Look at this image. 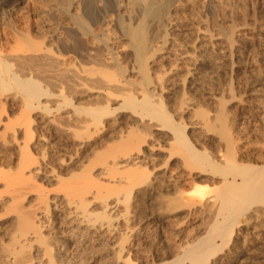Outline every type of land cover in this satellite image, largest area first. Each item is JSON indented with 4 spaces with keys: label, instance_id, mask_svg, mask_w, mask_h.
I'll list each match as a JSON object with an SVG mask.
<instances>
[{
    "label": "rangeland",
    "instance_id": "374dc122",
    "mask_svg": "<svg viewBox=\"0 0 264 264\" xmlns=\"http://www.w3.org/2000/svg\"><path fill=\"white\" fill-rule=\"evenodd\" d=\"M80 1L75 0L77 4H72L70 5L72 7H68V3L70 4V2L67 0H17L14 6L0 8L1 55L3 54L2 56L7 57L10 63H12L13 71H16L20 75L26 74V72L27 75H31L32 73L35 78L38 77L40 81L44 82H49L50 78H46L51 77V75L53 76L55 71L57 73L61 72L60 75L54 74L55 77H51L50 80L54 84L52 87L56 88H52L55 96L50 97L52 101L49 99L50 101L47 104L51 112L47 113L40 109H34L30 113V119L32 120L30 127L33 134L28 139V146L30 151L35 153H33L35 156L33 157L37 162V165H32L30 168L35 169L39 167V170L33 169L35 181H33L34 179L30 180L33 181L31 182L32 184H26L28 187L25 186L24 191H20L21 194L18 197L13 195L15 193H12V190L14 191L13 188L17 187V185L14 183V180L11 183V176L13 175L14 177L22 166L21 164L19 167V163H21L18 160L19 156H21V153L19 155V152H21L19 146L23 144L25 138L23 141L24 128L20 123L26 116L25 113H22L23 109L21 108H23V103L18 93H15L14 90L0 93V248L9 244L11 236L18 234V230L21 228L18 229V227L21 224L19 223L18 226L19 221L17 219L18 213L21 211V213L27 214L37 213L42 206L47 205L46 215L43 216L44 219L42 218L45 227L40 232L47 235V242H53V245L58 246L61 245L63 238L57 232L63 226L60 224L61 212L59 209H53L54 204L63 202L68 196L70 198L76 194L73 198L76 197L78 193H81L83 187H87L90 192L85 197L90 202L92 201L89 207L96 213L100 210V207H98L100 200L98 201V199L102 201L103 197L106 198L105 196H107V199H110L115 196H113L114 192H117L115 194H121L125 191L127 192L130 188L128 191L130 192V195H128L130 196L128 198L129 202H121L117 210L113 212V216H118L117 222L119 226V229L117 228L114 233V238H118V236L120 238V232L126 231L128 242L138 245L140 250L138 252L141 253L133 254L130 257L135 264L170 263L177 254L182 253L189 246H193V244L199 241L207 242L210 240L215 229V225L211 223L210 216L198 205H192L191 207L183 206L174 210L167 209L166 193H164L167 187L165 184L168 180L172 179L173 175L176 176L189 170V167L184 164L185 161L183 163L180 162L181 159H184L185 153L178 145L170 148L167 143L166 145H163L165 144L163 143V147L156 151L158 152L155 160L157 165L155 164L154 168L150 167L153 169V172L149 175H144L142 171V174L135 175L134 171L126 170V174H124L126 176H123V178H127L121 179V184L118 183L119 181H117L118 179H116L115 175L113 176L117 182L113 179V176H107V172H110V170L107 171L106 167L108 169L111 168L108 167L111 161L109 155H113L115 152L119 154V152L123 151L124 153L122 154L127 152L134 154L135 150L132 148L133 146L128 143L135 139L134 137L137 136L135 135L137 133L134 134L133 131L131 133V130L123 128L121 131L125 129V132H123L125 133V138L128 135L130 140L127 139L129 140L127 142L124 138L126 141L123 139L121 141L113 140L112 142L109 136L112 135L116 138L118 132H113L115 130L111 131L107 127V123H110L111 118L106 117L104 122L107 123L100 125L99 130L95 131L90 138L86 137L82 141L79 139L71 141V133H69L70 131L66 127L67 124L69 126V123H67L69 117L67 115H69L68 112L71 111V107L69 105L65 106L62 99L67 95L68 86H66V82H63L65 80H62L64 79L63 74L66 71H64L65 64L61 63L69 61L67 60L66 62L64 60L66 59L64 55L67 53L66 46L64 45L65 42L63 39H55V41L52 38L42 41V45L51 46L54 49L51 53H47L45 50L38 51L35 50L37 47H33L34 44H38L41 41L39 39H42L43 29L47 27V24L45 25L46 18L44 16L41 17L42 12H44L42 11L43 9L53 7L56 10L54 11L55 17L53 16L56 22L54 23L53 20L50 26L53 28L57 27V29L60 28V31L64 34L71 23V20H69L70 15L73 13H76V15L77 13L80 14V6H77L78 4L80 5ZM104 1L101 0L99 2L101 5L99 3L98 5L96 4V8H100V6L105 8L107 5L105 3L109 2L108 0ZM176 1L173 5L174 17L181 21L184 25L183 28L185 27L184 29H186L184 32L186 33L185 36L180 38L182 42H186V48L189 51L186 62L188 64L194 63L195 65L203 63V68L206 71L198 76L196 75V78L186 75L183 81L179 80L172 87H167L168 89L163 88L161 92L166 99L165 101L170 109L173 108L172 110H174L173 113L176 119L181 116L185 122L189 123L190 121L191 125L189 127L187 125L186 127L189 134H193V132H202L200 134H203L204 132V137L202 136V138L211 146L220 142L224 143L220 138L221 122L219 119H214L220 108L224 107L222 110L224 111L225 119L223 121H225V127H228L227 130L231 133V136L238 137L237 141H239L240 147L238 154L241 155L238 161L249 163L250 165L263 163L264 0ZM121 4L118 9L115 8L117 5L111 6L109 4L108 10L112 9V11H108L110 15L107 19L111 18L109 21H112L111 24L104 20L102 22L101 17L98 20L99 23L102 22V27L103 25L107 26L108 23L109 26L111 25L110 27L108 26L109 29L111 28V31H109L111 35H115L113 32L115 25H112L114 24V18L119 13L125 14V8L127 7L125 6V1L124 3L121 1ZM102 7L101 9H103ZM41 18H44V24ZM209 22L214 36L206 48H199L197 50L191 43L195 32L194 28L196 25ZM40 24L41 27H44H42L43 29L39 27ZM219 25H222L231 32L230 45L228 47L225 46L226 49H224L227 52L226 55L225 52H221L222 45L225 44L222 41L223 37L220 33L221 27ZM92 28H95L96 30L94 31H98L97 34L101 36L102 33L101 31L99 32L97 25L94 24ZM39 29L41 30L39 31ZM25 34L28 35V38L25 37ZM97 34L95 32L96 36ZM57 42L59 43L58 46ZM81 42L82 47L78 46L79 50H77L79 51V56L83 53L84 49H87L91 53L93 51L95 53L101 51L99 48L100 43L94 42L91 43L92 45L88 43L89 48H94L89 50L86 40L81 39ZM50 43L53 45H50ZM93 44H96L98 47L95 45L96 48ZM60 45L61 48L64 46L62 50ZM81 48L83 51L80 50ZM55 49L64 52L60 54ZM52 53L54 57L57 56L56 59H53ZM198 55L199 57H196ZM45 60H48V62ZM61 60H64V62ZM50 61L52 62L51 64ZM55 65L56 67H54ZM60 65L62 66L60 67ZM182 69L184 71L186 67ZM29 71L30 73L28 74ZM42 73H46L45 77ZM55 78L57 81H55ZM60 81H62V84ZM45 83L42 82L43 85ZM90 92L88 91V96L92 95V92ZM85 95L84 93L81 97H86ZM41 100L44 102L43 99ZM81 100L79 99L78 101ZM115 101L114 103H117L118 99ZM57 102L61 105L59 109H57ZM222 105L224 106L222 107ZM175 106L176 108H174ZM126 112H118L119 115L117 114L116 116L118 118L117 123L126 119L131 121V119L135 118V116H129L131 115L130 112ZM120 126L122 125L120 124ZM126 130H129L130 132H128L135 136L126 134ZM161 131L166 132L167 130L161 129ZM143 147L145 148V146ZM128 148L130 151H128ZM170 150L173 151V157L175 158L172 162H176L174 165H172L171 161L163 164L161 157L165 156L166 152L169 153ZM108 152L110 154L106 155ZM217 157L219 158V156ZM85 164H88L86 170L93 167L89 171L90 173L82 170V166L85 167ZM105 169L106 174L104 172ZM123 172L125 170L122 171V174ZM87 173L93 179L92 177L89 178ZM187 181L185 186L186 192L191 187L189 180ZM87 189L85 188V191ZM96 191L100 192V195L95 196L98 199L93 198L95 200H91L92 195ZM215 193L212 187H208L207 196L216 195ZM162 194L165 196L163 195L162 197ZM101 195L105 196L99 198ZM220 199L218 195L217 200ZM249 202H244L245 206L243 205L240 209V223L230 235L231 239L229 238V242L227 241L220 251L210 255L209 261L203 264H264V204L261 201ZM14 206L16 209H13ZM25 252H23V255L26 256L27 252ZM185 263L188 264V261Z\"/></svg>",
    "mask_w": 264,
    "mask_h": 264
},
{
    "label": "bare ground",
    "instance_id": "6f19581e",
    "mask_svg": "<svg viewBox=\"0 0 264 264\" xmlns=\"http://www.w3.org/2000/svg\"><path fill=\"white\" fill-rule=\"evenodd\" d=\"M16 1L0 0V8L14 6L16 5ZM67 1L70 2V4L68 3V7H72L70 6L72 4H77L75 0ZM100 1L81 0L80 5H77L78 7L80 6V11L78 9L80 14L77 13L76 15V13H73L70 15V19H68L71 20V23L64 34L60 31V28L57 29V27L53 28L50 26L53 20L54 23L56 22L53 19L55 17L54 11L56 10L52 6V8L47 7V9H43L42 11L44 12H42L41 17L44 16L46 18L45 25L47 24V27L43 29L44 27L42 26V28L40 24L39 27L43 29L44 33L41 32L43 33L42 39H39L41 41L38 44H34L35 46L33 45V47H37L35 50H45L47 53H51L54 49L51 46L42 45V41L52 38L54 40L63 39L65 42L64 45L67 51L65 55L67 57L64 55V58H66L64 60L66 62L69 60V63L67 62L68 65L67 63H61L65 64L64 71H66L63 74L64 79L62 80H65L63 82H66L65 84L68 86L67 95L62 99L65 106L69 105L71 107V111L67 115L69 117L67 119V121L69 120L67 122L69 126L68 124L66 126L67 130L70 131L69 133H71V141L74 139L82 141L86 137L90 138L95 131L99 130L100 125L107 123L104 122L106 117L111 118L110 123H107V127L111 131L115 130L113 132H118L116 138L112 135L109 136L112 142L113 140L121 141L125 138V133H123L125 129L121 131L123 128L131 130V133L132 131L134 134L137 133L135 134L137 136H135L130 134L129 130V132L126 130V134L135 136V139L131 141H129L128 135L125 138L126 140L129 139L127 140V142L129 141L128 144L133 146L131 147L135 150L134 154L130 152L122 154L124 151L119 152V154H116L118 152H115L113 155H109V152L106 154L111 157L108 166L111 168L108 169L106 167L107 171L110 170V172H107V176L115 175L119 184L127 178H123V176H126L124 175L126 174V170L134 171L135 175L142 174L141 171L144 175H149L153 172L151 168L157 165L155 160L158 152L156 151L163 147V145H166V143L170 148L178 145L185 153L184 159H181L180 162L183 163L185 161L184 164L189 167V170L185 172L183 170L184 173H179L176 176L173 175L172 179L168 180L165 184L167 187V189L165 187L166 190L164 191L166 196L162 194V197L164 195L167 199V209L174 210L183 206L191 207L192 205H198L210 216L211 223L215 225V229L211 239L207 242L199 241L193 244V246L184 249L182 253L177 254L170 263L161 262L158 264H187L185 263L186 261H188V264L206 263L209 261L210 255L220 251L222 246H225L227 241L229 242V238L231 239L230 235L240 223L239 211L243 207L244 202L261 201L264 204V162L250 165L249 163L238 161L241 158V155L238 154L240 148L239 141H237L238 137L231 136V133L227 130L228 127H225L226 124L223 121L225 119L224 111L222 110L224 105H222L223 108H220L214 117V119H219L221 122L220 138L224 143L220 142L211 146L207 141L203 140L202 136L204 132L203 134H200L202 132L189 134L186 127L187 125L188 127L191 125L190 121L189 123L185 122L181 116L176 119L173 113L174 110H172L173 108L170 109L165 101L166 99L161 92L163 88L172 87L179 80L183 81L186 75L196 78V75L198 76L206 71L203 68V63L195 65L194 63L188 64L186 62L189 51L186 48V42H182L180 39L182 36H185L186 33L184 32L186 29H184L185 27L183 28L184 25L181 21L174 17L173 5L177 2L176 0H108L109 3H105L108 6L103 5L105 8L102 6L96 8ZM121 1L123 3L125 1V6H127L125 14L119 13L114 18V24L112 25H115V27L114 31H112L115 35H111L109 34V31H111L109 23L111 24L112 21L109 22L111 18L107 19L110 15L108 13L109 4L111 6L117 5V7H113L118 9L122 5ZM77 2L79 3V1ZM99 5L101 4L99 3ZM100 17L102 22L103 20L109 22L107 26L103 25L102 27V22H98ZM41 20L44 24V18H41ZM94 24L99 27L102 37L99 36L100 34H97L98 31H94L96 30L95 28H92ZM220 27V33L223 37L222 41L225 44L222 45L221 52L224 53L226 51L224 50L226 49L225 46L228 47L230 45L231 32L222 25ZM194 31L191 40L192 45L197 50L199 48H206L214 36L210 22L196 25ZM25 37L28 38V35L25 34ZM79 37L86 40L87 43L84 42L86 45L94 42L100 43L99 48L101 51L95 53L91 50L93 54L87 49L83 51L81 48L80 50L83 53L80 51L82 54L80 53L81 55L79 56V51H77L79 50L78 46H81L83 42H81ZM50 45L53 44L50 43ZM56 52L59 53L60 50H56ZM1 53L2 50L0 48V93L8 90H14L15 93H18L22 98V113H25L26 116L20 123L24 128L23 141L25 138L23 144L19 146L21 149V152H19L21 156L18 159L21 162L19 163V167L21 164L22 166L18 169L19 172H16L14 177L12 175V179L10 178L12 180L11 183L14 180V183L17 185V187L13 188L14 191L12 190V193H15L13 195L18 197L24 187H28L26 184H32L31 182L35 181L34 170L39 168H30L32 165H37L34 158L35 153L33 152V154L28 146V139L33 134L30 127L32 123L30 113L34 109H40L47 113L51 112L47 104L51 100L50 97L55 96V94L52 91V88H54L52 85L54 84L50 80L51 77H55L54 74L57 72L55 71L53 76L50 74L51 77L46 78H50V80L49 82L45 81L46 83L40 81L38 77V79L35 78L32 73L30 75V71L28 72L29 75H27V72L20 75L16 71H13L12 63H10L7 57L2 56L3 54L1 55ZM52 55L54 57L53 53ZM196 57H199V55ZM56 58L57 56L53 59ZM48 60L45 61L48 62ZM64 60L61 61L64 62ZM51 61L53 60L51 59ZM51 61L50 64L52 63ZM184 67H186V70L183 71L182 68ZM51 70L53 71L52 68ZM45 74H43L44 77ZM57 74L60 75L61 72ZM55 81H57L56 78ZM42 82L45 84L43 85ZM88 91H91L92 95L88 96ZM84 93L86 97H81ZM79 99L82 100L78 101ZM116 99L118 101L114 103ZM60 107L61 105L58 104L57 109ZM126 111L131 113L129 116H135V118L133 117L134 119H131V121L126 119L117 123L118 118L116 116L118 112ZM120 124L122 126L119 127ZM161 129H166L167 131L162 132ZM125 139L124 141H126ZM173 155L172 150L169 153L166 152V155L161 157L162 163L167 164L169 161L175 160ZM175 162H172V165ZM85 165V167L82 166V170H86L88 164ZM131 167L138 171L133 170ZM91 168L84 172L90 173ZM106 169L104 170L105 174ZM112 169L114 170L113 172ZM124 170L125 172L122 174ZM88 175L89 178L92 177L90 174ZM32 179L34 180L30 181ZM187 180H189L191 187L186 192L185 186L188 182ZM208 187H212L216 195L207 196ZM85 188L87 189V187ZM85 188L83 187L81 193H78L76 197L73 198L76 194L70 198L68 196L63 202L53 205V209H59L61 212L60 224L63 227L57 232L63 238L61 245L55 246L53 242H47V235L40 232L45 227L43 216L46 215L47 205L42 206L37 213L27 214L18 211V226L19 223L22 226L18 227V229L21 227L18 230V234L11 236L9 244L4 247L2 246L3 249L0 248V264H135L130 257L133 254L139 253L138 245L128 242L126 231L120 232L121 236L120 238L118 236L119 239L114 238V233L119 226L117 222L118 216H113V212L117 210L121 202L128 201V198H130L128 196L130 195V192H128L130 188L127 192L123 190L125 192L122 191L123 193L121 194H115L117 192H114L113 196H115L112 198L108 197L110 199H107L105 195H101L99 198H102V196L106 197H103L102 201L95 197L100 195L99 191H96V193L98 192L97 195H95V192V194L91 193L93 194L91 200H95L93 198H97L98 201L100 200V202H97L101 211L99 210L100 212L96 213L89 207L92 201L90 202L85 196L90 190L87 189L85 191ZM34 189L36 188L34 187ZM218 195L221 198L220 200H217ZM10 202L12 201L10 200ZM56 238L58 239V237ZM39 244L43 245L40 246ZM25 251L28 254L26 256L23 255Z\"/></svg>",
    "mask_w": 264,
    "mask_h": 264
}]
</instances>
